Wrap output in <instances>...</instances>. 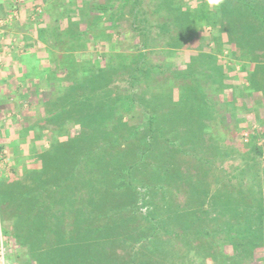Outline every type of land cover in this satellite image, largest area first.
Returning <instances> with one entry per match:
<instances>
[{"label":"rangeland","instance_id":"374dc122","mask_svg":"<svg viewBox=\"0 0 264 264\" xmlns=\"http://www.w3.org/2000/svg\"><path fill=\"white\" fill-rule=\"evenodd\" d=\"M19 1L0 0V19L17 13L0 24V264H264V158L253 150L264 143V68L254 71L264 47L241 59L227 21L261 35L264 0H229L214 25L201 11L221 4L208 0H55L45 23L46 5L21 12ZM176 7L196 18L189 29ZM17 22L36 31L34 44L85 30L84 50L66 49L69 40L59 48L61 35L39 41L24 62L30 73L16 76L25 50ZM40 57L46 77L25 96L12 92L38 75ZM117 163L140 184L123 199L108 192ZM134 191L140 231L152 226L146 242L125 227Z\"/></svg>","mask_w":264,"mask_h":264},{"label":"trees","instance_id":"16d2710c","mask_svg":"<svg viewBox=\"0 0 264 264\" xmlns=\"http://www.w3.org/2000/svg\"><path fill=\"white\" fill-rule=\"evenodd\" d=\"M237 1H238V4H244V3L248 4V3L251 2V1L248 2L249 0H237ZM229 3H231V1H229V0H225V3H221L220 8H219L220 11L219 10L215 11L214 9H209L210 11H208V10L201 11V13L203 14L204 19H206V22L208 24L214 25L217 22L218 18H219V14L224 13L226 15L227 8H225V7H227V5H229ZM23 4L26 5V2L25 3L24 2H22V3L20 2V4H19V9H20L21 12H22V9L25 7ZM136 4H135V6H136ZM176 9L178 11V13H176V18L178 20H180L179 22H182L183 20H185L184 28L185 29H189L190 26L185 25V24H187L188 22L191 21V19H189V17L193 18L194 21H196V18L192 17V12H190V9L189 10H182V9L180 10V7H176ZM103 10L107 11V12H110L109 17L105 20L106 23H107V20H109L108 23H111V24H108L109 25L108 28L115 27V23H113V19L116 18V16H114V13H116L115 11L117 10L116 7L113 4L112 5L106 4V5H103ZM98 18H101V16H98ZM235 18L236 17L230 15L229 16V20H227L229 25H230L229 26V31H230L231 34H233V33L237 34V36H235L236 37V41H238V44L241 47V50L243 52L242 55H240V58L241 59L245 58L244 60L247 61V58H248V57H246L248 55V54H246L247 52H252L253 48L258 46L261 43H262V45L264 47V39H263L264 38V31H261L259 33L261 35H257V34H255V32H252L249 29H246V28H243V27L239 28L237 26H234V23L236 22ZM237 19L239 20V18H237ZM256 20H262L263 23H264V14L262 13V15L259 17V19L257 18ZM259 25H260V23H259ZM255 26H257V25H255ZM184 28H183V30H184ZM66 32H67V36H66L67 39L71 40V39L77 38L75 36H77L80 31H77V33H76L75 30H73V31L72 30H66ZM261 36H262V39H261ZM92 37L93 38H89L90 41L91 40H96L95 38H97V36H92ZM184 38L185 37H182L181 41H183ZM217 40H218V37H216V41ZM217 43L219 44L218 51L222 52V42H220L218 40ZM241 44H242V46H241ZM146 54L147 53L142 51V54H141L140 59H139L140 63L138 62L139 64L143 63ZM210 56L213 58V55H210ZM250 59L257 61V57H251ZM138 63L136 65V70H135L134 73H137V70L140 68ZM257 65H259V64H257ZM68 67H70V66H68ZM259 67L260 66H258L254 71L258 70ZM243 69H244V67H243ZM66 72L67 73H71L70 68H68L66 70ZM251 78H254V75ZM186 96H187L186 94L180 95L179 96V101H178V103H175V105H174V103L172 101V104L176 107V109H180V111L178 113L183 112L181 110H184V109L187 108L186 105L184 107H182V108H180V106H179V104H184V103L188 102L187 101L188 97L186 99ZM175 118H176V115H175ZM253 150H254L256 155H258L259 157L264 158V143H262L261 145H258L257 143H255L254 146H253ZM116 168H117V170H116ZM121 168H124V169H121ZM111 172H113V173H111ZM111 172H109V175L112 178H109L111 181L108 182V185L112 188V190H110L108 192L110 193L109 195L111 197H114V199H115V196H119L121 199H123L125 197V196L121 195V191L123 190V188H135L134 186L140 185L138 183V180L134 177V174L132 173L133 172L132 168L129 169V168L120 166V164L118 165V163H117L115 165V168L112 169ZM121 173L123 174V176L120 175ZM116 176H119V179H117ZM117 188L119 189V191L115 190ZM102 195H104V194H102ZM139 196L134 191V194L132 195V204H131V208H132V212H133L134 216H133V218L131 216V218H129L130 220H128V221L126 219H124L126 221L125 227L127 228V230H129V232L133 231L132 235H130L131 239L135 237V240H136V236L140 235L141 238H143L142 240L146 242L148 239H150V235H149V231L148 230L150 229L149 227H152V226H148V227L145 226L144 228H146V229L144 230L142 228V232L139 229V228L143 227L142 224L138 222V219L142 218L139 215V209H140L139 201H140V199L142 197H140V199H139ZM111 197H110V199H111ZM108 198H109V196H108ZM143 203H144V201H143ZM262 205L263 206H261V208H260L261 211H260V215H259V220H260L259 222L264 224V204L262 203ZM135 212H137V214ZM148 215H151V213H149ZM144 217L145 216H143V218ZM159 223L160 222H157V224H154L153 226H157ZM137 240L139 241V238H137ZM234 253H235V255H237V254H239V251L235 250Z\"/></svg>","mask_w":264,"mask_h":264},{"label":"crops","instance_id":"0c3cea01","mask_svg":"<svg viewBox=\"0 0 264 264\" xmlns=\"http://www.w3.org/2000/svg\"><path fill=\"white\" fill-rule=\"evenodd\" d=\"M9 2H10V4H12V5H14V3H16L17 1H19V0H8ZM22 2H25V1H27L26 3V5L28 6V7H30L31 5H46V8L44 9V12L42 13V20H43V23H45V22H47V20H51V17H50V15H49V8L50 9H52V10H57L56 8L58 7V2L56 1L55 2V0H21ZM21 1H19V2H21ZM26 5H25V7L23 8V11L24 10H26V9H28V7H26ZM30 5V6H29ZM8 7V6H7ZM13 7V6H12ZM12 9V8H11ZM11 11V10H10ZM38 15V13L36 12V16ZM28 19H30L29 21L30 22H32V24L34 23H37V22H35V21H33L31 18H30V16L29 17H27ZM26 18V19H27ZM28 21V20H27ZM37 21H39V20H37ZM51 22V21H50ZM30 24V23H29ZM28 24V25H29ZM31 24V25H32ZM45 25V24H44ZM32 27V26H31ZM34 27L36 28V25H34ZM43 27V26H42ZM30 28V27H29ZM58 28H59V26H58ZM67 30V29H66ZM66 30L65 31H63L62 30V32H61V36H62V38L61 39H59V48H61L62 47V45L61 44H67L68 46H69V44H70V47H68V48H66V49H70L71 48V50H75L76 49V51H80V50H84V46H81L80 47V45H83V44H85V42H83L82 44H79V37H81V32H83L82 34H84L85 33V30H80V32L78 33V35L77 36H75V37H77V38H74V39H71V40H69V44L68 43H66L67 42V40L68 39H66L67 37V32H66ZM14 31L15 32H17L18 33V35H20L19 36V38H20V40H22L24 43H25V45H24V47H25V50H22V51H20V53H19V55H21L20 57H22L23 59H22V61L20 62V63H18L17 64V66L15 67L14 65H11V68H13V70L11 69V71L10 72H12V74H15L16 76L19 74V76L20 75H27L26 74V72L27 73H30V72H28L27 71V66L28 65H26L24 62H26V58H27V56L29 55V58H31V53L32 52H34L35 51V49H39L40 48V43H39V41H42V43H41V47L42 46H49L50 44H54L55 43V40H54V38L56 37V36H60L59 34L57 35V34H53V33H51V36H52V40L50 41V37L48 36V35H46V38H43V37H41V35L42 34H40V33H37V35H38V37H39V34H40V38H41V40L39 39V41L37 42V41H35V44L34 43H32V42H34V38H35V34H36V31L34 30V31H30V29H28V26H27V28L26 27H22L21 26V23L20 22H17L15 25H14ZM90 38H93L92 36L90 37ZM34 39V40H33ZM37 40H38V38H37ZM48 40V41H47ZM93 41H96V40H93ZM92 40H91V42H93ZM30 42V43H29ZM48 42V43H47ZM76 42H77V45H79V47H74V45H73V43L74 44H76ZM72 44V45H71ZM32 47H34V49L32 48ZM39 47V48H38ZM43 49H45L46 50V48L45 47H43ZM64 49V48H63ZM11 52L12 53H15L16 51H12L11 50ZM14 56V55H13ZM33 56H34V54H33ZM48 58V57H47ZM47 58H41L40 57V59H38V61H36V63L37 62H39V64H38V66H39V68H38V75H35L34 76V78H31L32 76H26V77H24V79L23 78H21V80L20 81H22V82H20L21 83V89L19 88L20 86H15V87H13V89L11 90L12 92L13 91H15L16 90V93H17V91L18 92H20V95H24L25 96V94H23L24 92H27V88L29 87V85H31L32 86V84H34L35 82H37L42 76H44V77H46V72H47V66H46V64L48 65V63L47 62H45V61H47V60H49V59H47ZM258 60H259V58H258ZM264 60V59H263ZM27 62H29V61H27ZM26 62V63H27ZM49 62V61H48ZM37 64H36V66H37ZM59 65H60V63H59ZM256 65V64H255ZM254 64H252V65H250V68H251V70H254V66H255ZM31 66V65H30ZM29 66V68H31ZM258 66H260V67H262V68H264V64H260V65H258ZM61 68V72L62 73H64V72H66V69L65 68H63L64 67V65L62 64L61 66H60ZM22 68V70H24L23 72H17V69L18 70H20V69ZM238 70L240 69V65H238L237 67H236ZM35 74H37V73H35ZM65 74V73H64ZM41 75V76H40ZM250 79H252L253 80V78H251L250 77ZM256 79V78H255ZM256 81H259V78H257V80ZM67 82V81H66ZM257 83H259V82H257ZM50 84V83H49ZM61 84L62 85H64L65 84V81H61ZM39 85V84H38ZM24 86V87H23ZM35 86H37L36 84H35ZM23 89H25V91L24 92H22L21 93V91L23 90ZM38 90V89H37ZM40 90H41V88L38 90L39 92H40ZM10 91V97L12 96V92ZM231 91V94H232V89L230 90ZM39 92L37 93V96H38V94H39ZM40 93H42V92H40ZM262 94V93H261ZM19 95V94H18ZM260 95V94H259ZM36 96V95H35ZM39 96H41L40 94H39ZM251 99H252V96H251ZM13 101H12V105H13ZM20 105V104H19Z\"/></svg>","mask_w":264,"mask_h":264},{"label":"built area","instance_id":"2783aa9c","mask_svg":"<svg viewBox=\"0 0 264 264\" xmlns=\"http://www.w3.org/2000/svg\"><path fill=\"white\" fill-rule=\"evenodd\" d=\"M15 14H17V13L14 11V13H12V15L10 14L9 17H5L4 19L1 18L0 24L3 23L4 21H6L5 23H8L7 21H11L15 17Z\"/></svg>","mask_w":264,"mask_h":264},{"label":"clouds","instance_id":"9594fccd","mask_svg":"<svg viewBox=\"0 0 264 264\" xmlns=\"http://www.w3.org/2000/svg\"><path fill=\"white\" fill-rule=\"evenodd\" d=\"M222 0H208L209 5H215L219 6L221 4Z\"/></svg>","mask_w":264,"mask_h":264}]
</instances>
